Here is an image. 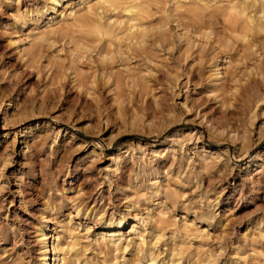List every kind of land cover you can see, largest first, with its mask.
<instances>
[{
  "label": "rangeland",
  "instance_id": "374dc122",
  "mask_svg": "<svg viewBox=\"0 0 264 264\" xmlns=\"http://www.w3.org/2000/svg\"><path fill=\"white\" fill-rule=\"evenodd\" d=\"M52 1L0 0V264H264V0Z\"/></svg>",
  "mask_w": 264,
  "mask_h": 264
},
{
  "label": "bare ground",
  "instance_id": "6f19581e",
  "mask_svg": "<svg viewBox=\"0 0 264 264\" xmlns=\"http://www.w3.org/2000/svg\"><path fill=\"white\" fill-rule=\"evenodd\" d=\"M103 2H105V3H107V4H109V6H111V7H113V9L115 10V9H118V8H120V7H123L126 11H129V12H131V11H133V9H136V8H138V6H139V3L137 2V0H102ZM96 2V1H95ZM52 3L54 4V6L53 7H55L56 6V1L55 0H53L52 1ZM97 3V2H96ZM235 3V2H234ZM52 4V5H53ZM232 5H233V3H232ZM57 7V6H56ZM98 7V6H97ZM238 8V7H237ZM115 12V11H114ZM242 14V13H241ZM244 14V13H243ZM65 16V15H64ZM231 17V16H230ZM233 18V17H232ZM248 18V17H247ZM263 18V17H262ZM110 19V18H109ZM112 20V19H111ZM66 22V21H65ZM136 25H134V27H135ZM133 27V28H134ZM142 27V26H141ZM99 28V27H98ZM97 28V29H98ZM253 29V28H252ZM48 32V31H47ZM45 36V35H44ZM85 36H86V34H85ZM133 39V38H132ZM90 42V41H89ZM86 44H88V43H86ZM126 220H128L127 218L125 219V221L123 220V222L122 223H120L119 225L121 226V225H124V223L126 222ZM127 223V222H126ZM120 226H118V227H120ZM40 227V226H39ZM43 228V227H42ZM40 233V232H39ZM44 229H41V234H40V236L39 237H41V240H44ZM72 236H74V235H72ZM71 239V238H70ZM75 240V239H74ZM44 242V241H43ZM76 242V241H75ZM70 243V242H69ZM75 244L76 243H73V244H68V247H70V249L72 250V248L75 246ZM60 246H62V245H60ZM53 248L54 249H56V248H58V245H56V244H54L53 245ZM64 247H61L60 249H63ZM64 249H66V248H64ZM48 250V248H46V245L44 246V252H46ZM69 250V249H68ZM62 255V254H61ZM64 256H62V258H63ZM46 258H47V256H46ZM55 259H56V256H55ZM48 259H45V260H43V264H46V262H48L47 261ZM63 263L65 264V259L63 258ZM59 262V261H58ZM56 263V261L54 262V264ZM47 264H49V263H47Z\"/></svg>",
  "mask_w": 264,
  "mask_h": 264
}]
</instances>
